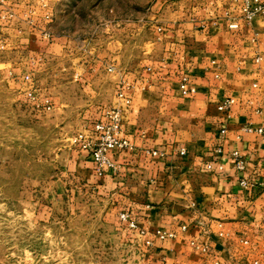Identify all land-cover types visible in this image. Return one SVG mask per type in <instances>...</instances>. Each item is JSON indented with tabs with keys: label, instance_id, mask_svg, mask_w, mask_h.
Here are the masks:
<instances>
[{
	"label": "crops",
	"instance_id": "0c3cea01",
	"mask_svg": "<svg viewBox=\"0 0 264 264\" xmlns=\"http://www.w3.org/2000/svg\"><path fill=\"white\" fill-rule=\"evenodd\" d=\"M45 1L0 0V9L28 12L17 4ZM242 2L164 0L153 8L151 51L140 61L125 64L121 46L114 64L103 50L87 68L76 65L75 55L57 74L55 108L75 133L121 110L119 137L128 146L107 154L111 166L77 153L97 187L129 214L157 264H264V132L244 131L247 125L264 131V17L244 22ZM231 20L237 30L228 29ZM35 32L26 43L52 41ZM70 42L59 36L49 51L64 59ZM182 75L196 87L194 96L181 95ZM69 87L80 97L66 95ZM227 98L234 103L220 112Z\"/></svg>",
	"mask_w": 264,
	"mask_h": 264
},
{
	"label": "rangeland",
	"instance_id": "374dc122",
	"mask_svg": "<svg viewBox=\"0 0 264 264\" xmlns=\"http://www.w3.org/2000/svg\"><path fill=\"white\" fill-rule=\"evenodd\" d=\"M163 1L46 0L17 4L28 12L0 9V264H157L135 224L121 218L129 214L95 184L72 143L77 128L54 100L57 74L75 55L87 68L106 50L114 64L122 46L124 63L140 61L151 51L153 8ZM33 30L52 41L26 43ZM59 36L76 47L70 42L64 59L49 51ZM66 95L80 97L70 87Z\"/></svg>",
	"mask_w": 264,
	"mask_h": 264
},
{
	"label": "built area",
	"instance_id": "2783aa9c",
	"mask_svg": "<svg viewBox=\"0 0 264 264\" xmlns=\"http://www.w3.org/2000/svg\"><path fill=\"white\" fill-rule=\"evenodd\" d=\"M241 19L247 24L257 17H264V2L260 0H243L240 6ZM229 30H237L238 24L236 21L231 20L228 23ZM25 81H29L30 77L25 76ZM179 90L183 97L189 98L196 94V87L191 85L189 77L182 75L179 81ZM119 98L124 100L125 105H130V99L126 98L122 93L119 94ZM233 100L231 98L225 99L218 107L220 112H229ZM47 109H49L48 102H45ZM121 110L112 109L108 110L104 115V120L98 122L92 126L91 129H87L84 133H78L72 140V143L79 146L81 150L90 153L94 161L99 165L111 166L107 160V154L113 150H121L128 146V142L119 137L121 132ZM245 132H257L262 134V129L254 130L250 125L244 128ZM226 129L221 130V134H226ZM218 153L222 150L218 149ZM183 154V153H182ZM234 164L237 170L243 169V158L238 152L233 153ZM209 170H213L212 164L208 166ZM242 186H246L247 182L242 181ZM123 220L129 221V224L134 228V223L129 219L128 215H122ZM163 238V236H161ZM150 245V242H147ZM205 251V249H203Z\"/></svg>",
	"mask_w": 264,
	"mask_h": 264
}]
</instances>
